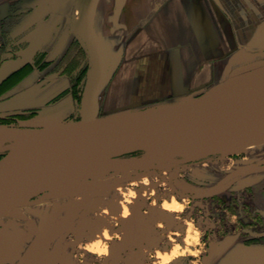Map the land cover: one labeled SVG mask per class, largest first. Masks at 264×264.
Returning a JSON list of instances; mask_svg holds the SVG:
<instances>
[{
	"label": "rangeland",
	"instance_id": "obj_1",
	"mask_svg": "<svg viewBox=\"0 0 264 264\" xmlns=\"http://www.w3.org/2000/svg\"><path fill=\"white\" fill-rule=\"evenodd\" d=\"M21 18L8 20L7 26L0 20V127H37L81 118L82 99L93 73L81 28L74 40L85 47V61L71 75H62L65 83L50 80L58 83L59 94L74 77L79 78L73 81L81 86L76 100L69 94L45 92L48 79L59 73L57 64H41L44 69L31 62L19 64L25 46L12 38L9 25ZM27 64L32 68L25 70L28 73L7 79ZM35 70L39 75L29 77ZM30 78L35 80L29 83ZM101 80L94 102L85 109L87 117L111 114L100 107ZM34 90L37 96L24 100ZM70 101L74 108L69 110ZM60 102L68 110L57 115ZM263 170L264 142L245 151L214 152L138 171L85 172L0 206V228L22 234L17 241H0V264H212L219 255L214 250L229 240L263 235L264 215L254 204L253 189L239 183L243 175ZM226 189L231 192L224 194ZM50 232L55 236L36 260L39 243ZM253 238L252 243L264 241Z\"/></svg>",
	"mask_w": 264,
	"mask_h": 264
},
{
	"label": "crops",
	"instance_id": "obj_2",
	"mask_svg": "<svg viewBox=\"0 0 264 264\" xmlns=\"http://www.w3.org/2000/svg\"><path fill=\"white\" fill-rule=\"evenodd\" d=\"M79 1L0 0V19L23 12L10 30L25 46L19 64L46 50L50 58L62 57L78 38ZM92 21L109 55L99 85L107 113L194 100L264 61V0H96ZM51 79L65 83L60 72ZM56 84L45 92L57 93ZM35 95L37 90L24 100ZM61 103L58 112L74 106ZM243 177L239 183L252 187L254 204L264 213V170ZM246 239L229 240L212 264H264V241Z\"/></svg>",
	"mask_w": 264,
	"mask_h": 264
},
{
	"label": "water",
	"instance_id": "obj_3",
	"mask_svg": "<svg viewBox=\"0 0 264 264\" xmlns=\"http://www.w3.org/2000/svg\"><path fill=\"white\" fill-rule=\"evenodd\" d=\"M96 0H80V28L93 60L82 117L37 127H0V206L32 196L76 173L101 174L185 163L237 144L264 138V61L185 102L87 117L109 55L93 28ZM142 151L140 155H131ZM22 234L0 228V241ZM54 233L39 243L38 260ZM226 243L215 249L220 253Z\"/></svg>",
	"mask_w": 264,
	"mask_h": 264
},
{
	"label": "flooded vegetation",
	"instance_id": "obj_4",
	"mask_svg": "<svg viewBox=\"0 0 264 264\" xmlns=\"http://www.w3.org/2000/svg\"><path fill=\"white\" fill-rule=\"evenodd\" d=\"M22 13H23L22 11H16V14H14V15L10 14V15L6 16L4 19H0V20L4 23V26H7V21L8 20L13 19L15 16H22L21 15ZM10 26L12 27V25H9V27ZM10 30H9V32H10ZM76 43H77V41L73 40L69 44V46L67 47V49L65 50V52L63 53V55H62V57L60 59L48 57V53H49L48 50L43 51V52H40V54H38L37 57L32 62L34 68H36V66H40V69H44L45 67L44 68H41V64H45L46 66L47 65H49V66L50 65L51 66L53 65V67L57 64V66H55V69L59 70L58 72H60L62 75H65V74L66 75H71L70 73H66V71H65V68L68 65V63L70 62V60L72 58L76 57L79 60V63H80V65H79L78 68H80L81 64L85 61L86 54H87V51H86L85 47L84 46H81V44L78 43L80 47L77 48V49H74L73 54L68 57L67 55H68L69 51L72 48H74V46L76 45ZM1 50H3V49L1 48L0 51ZM89 52H90V50H89ZM14 72H17V70L14 71ZM13 73H11V74H13ZM73 79H75V80H73L75 82V81H78L79 78L74 77ZM73 81H72V83L69 84V86L67 88H65L64 90H62L58 95L71 94V96L74 97V98H76V100H77L78 99L77 96L81 95V86H75ZM78 119H80V118H78ZM78 119H76V120H78ZM263 215H264V213H263ZM253 237L254 238L255 237H257V238L258 237H262L263 238L264 237V234L262 236H253ZM253 237L246 239V242H252L251 240H252Z\"/></svg>",
	"mask_w": 264,
	"mask_h": 264
},
{
	"label": "bare ground",
	"instance_id": "obj_5",
	"mask_svg": "<svg viewBox=\"0 0 264 264\" xmlns=\"http://www.w3.org/2000/svg\"><path fill=\"white\" fill-rule=\"evenodd\" d=\"M262 142H264V138H260V139H256V140H251V141H246V142H243V143H240V144H237V145H235V146H232V147H230V148H226L224 151L226 152V151H245V150H247L248 148H250V147H253V146H257L258 144H260V143H262ZM93 172V171H92ZM83 174H86L85 172H82V173H76V174H74V175H71L70 177H68V178H65V179H61V180H58V181H56V182H54V183H51V184H49L48 186H46L45 188H42V189H40L38 192H41V191H43V190H45V189H47V188H50V187H53V186H55V185H58V184H62V183H65V182H68V180L70 179V178H72L71 180H73V179H76V178H78V176L80 177V176H82ZM70 180V181H71ZM73 188H75V186L73 187ZM56 191H58V188L57 189H53L49 194H54ZM80 191V190H79ZM11 204V203H10Z\"/></svg>",
	"mask_w": 264,
	"mask_h": 264
},
{
	"label": "trees",
	"instance_id": "obj_6",
	"mask_svg": "<svg viewBox=\"0 0 264 264\" xmlns=\"http://www.w3.org/2000/svg\"><path fill=\"white\" fill-rule=\"evenodd\" d=\"M80 46H79V44H78V42L76 43V45L74 46V48H72L70 51H69V53H68V57L69 56H71L72 54H73V52H74V49H77V48H79ZM67 57V58H68ZM79 65H80V63H79V60L76 58V57H74V58H72L71 60H70V62L68 63V65L66 66V68H65V71H66V73H70L71 71H73V70H76L78 67H79ZM28 67V68H27ZM30 69H32L31 68V66L30 65H25V67L23 68V69H21V70H19V71H17V72H14L13 74H11L10 76H8L7 77V79H10V78H13V77H16V76H23L27 71H25V70H30ZM28 73V72H27ZM6 79V80H7ZM25 117L26 115H22V117ZM133 154H142V151H138V152H134V153H132V154H128L127 156H130V155H133ZM2 155H4V154H2V153H0V156H2ZM259 238H262V237H258V238H256V239H259ZM256 241H258V240H256Z\"/></svg>",
	"mask_w": 264,
	"mask_h": 264
}]
</instances>
